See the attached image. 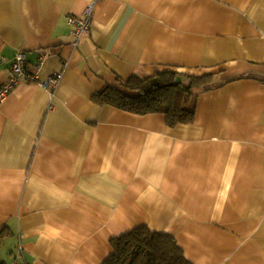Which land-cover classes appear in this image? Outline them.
<instances>
[{
  "label": "crops",
  "instance_id": "1",
  "mask_svg": "<svg viewBox=\"0 0 264 264\" xmlns=\"http://www.w3.org/2000/svg\"><path fill=\"white\" fill-rule=\"evenodd\" d=\"M19 52L38 80L0 105V264H103L139 227L191 264H264V0H0V87ZM167 71L206 80L191 123L93 102Z\"/></svg>",
  "mask_w": 264,
  "mask_h": 264
},
{
  "label": "trees",
  "instance_id": "2",
  "mask_svg": "<svg viewBox=\"0 0 264 264\" xmlns=\"http://www.w3.org/2000/svg\"><path fill=\"white\" fill-rule=\"evenodd\" d=\"M264 81V77H260ZM207 84L175 71L153 77L133 75L117 79L93 96L98 106H109L136 114H163L169 127L193 122L195 96L192 90ZM113 254L103 264H191L172 235L139 227L111 240Z\"/></svg>",
  "mask_w": 264,
  "mask_h": 264
},
{
  "label": "built area",
  "instance_id": "3",
  "mask_svg": "<svg viewBox=\"0 0 264 264\" xmlns=\"http://www.w3.org/2000/svg\"><path fill=\"white\" fill-rule=\"evenodd\" d=\"M94 6L91 4L84 12L82 16L69 17L68 23L72 28V36L74 38L73 46L77 47L81 39L86 35L91 28V21L93 17ZM44 58L39 65L42 66ZM22 80L37 81V76L31 75L26 69V55L23 52H19L11 66V75L9 80L0 87V105L11 94L18 83ZM62 80L61 73H54L46 82H41V86L54 91ZM18 264V262H15Z\"/></svg>",
  "mask_w": 264,
  "mask_h": 264
}]
</instances>
